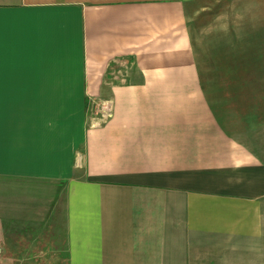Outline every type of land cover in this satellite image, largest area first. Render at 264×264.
<instances>
[{"label": "crops", "instance_id": "1", "mask_svg": "<svg viewBox=\"0 0 264 264\" xmlns=\"http://www.w3.org/2000/svg\"><path fill=\"white\" fill-rule=\"evenodd\" d=\"M220 1L0 0L3 264L259 256L264 165L220 120L194 46ZM94 101L108 114L88 126Z\"/></svg>", "mask_w": 264, "mask_h": 264}, {"label": "rangeland", "instance_id": "2", "mask_svg": "<svg viewBox=\"0 0 264 264\" xmlns=\"http://www.w3.org/2000/svg\"><path fill=\"white\" fill-rule=\"evenodd\" d=\"M234 2L223 0L211 5L203 19L209 26H204L202 32V27L195 28L192 37L199 40L202 36V43L194 41L201 81L211 85L207 93L219 102L220 120L229 131L240 134L264 165V10L257 2L246 3L245 10L241 3ZM213 37L215 42L211 41ZM130 67L127 62L114 65L111 81H120ZM106 93L102 91V95ZM100 105L99 101L88 102L86 125L100 123ZM262 214L264 223V203ZM262 243L258 257L239 259L235 264H264V235ZM4 246L0 264L6 263V243Z\"/></svg>", "mask_w": 264, "mask_h": 264}, {"label": "built area", "instance_id": "3", "mask_svg": "<svg viewBox=\"0 0 264 264\" xmlns=\"http://www.w3.org/2000/svg\"><path fill=\"white\" fill-rule=\"evenodd\" d=\"M100 108H101V110H102L100 116H101V118H102V120H103V119L107 116V114H108V109L106 108V106H105L104 103H101Z\"/></svg>", "mask_w": 264, "mask_h": 264}]
</instances>
